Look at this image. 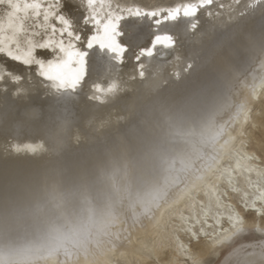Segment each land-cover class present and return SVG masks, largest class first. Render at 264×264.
Listing matches in <instances>:
<instances>
[{
  "label": "bare ground",
  "instance_id": "obj_1",
  "mask_svg": "<svg viewBox=\"0 0 264 264\" xmlns=\"http://www.w3.org/2000/svg\"><path fill=\"white\" fill-rule=\"evenodd\" d=\"M182 2L135 0L147 8ZM247 2L213 0L191 33L183 19L168 24L175 49L139 63L152 24L122 21L123 64L94 48L86 64L72 60L58 70L63 88L0 53V63L22 76L15 83L0 76V264H206L212 257L225 264L230 254L227 264H264V216L242 206L243 192L251 199L264 190V158L250 146L264 116V2L239 15ZM5 11L0 6V18ZM38 22L25 21L30 34ZM191 46L198 50L189 55ZM245 153L253 155L252 172ZM213 189L225 207L210 201ZM227 205L243 214L246 231L212 248L230 228Z\"/></svg>",
  "mask_w": 264,
  "mask_h": 264
},
{
  "label": "snow or ice",
  "instance_id": "obj_2",
  "mask_svg": "<svg viewBox=\"0 0 264 264\" xmlns=\"http://www.w3.org/2000/svg\"><path fill=\"white\" fill-rule=\"evenodd\" d=\"M264 0H248L245 7L239 11V15H245L247 10L258 6ZM239 4L240 0H235ZM213 4V0H185L173 6H158L147 8L137 3L135 0L131 4L127 0H57L48 3L47 6L40 0H25L22 4L20 0H0V6L5 8L3 18H0V53L5 54L10 60L18 62L26 69L35 68V74L46 81H56V84L63 88L66 80L59 74V69L65 67L70 61L78 60L81 64L87 63L90 52L95 48L110 53L115 58V63L123 64L124 55L129 51V45L121 41L124 36L121 30V23L125 20H143L151 22L154 35L150 46L139 48L135 60L139 63L142 57H152L159 55L165 59L169 52L176 46L175 36L168 31L167 25L183 19L187 25L186 33L195 31L199 20L196 19L201 9H208ZM207 15L212 16V11H207ZM219 15V13H217ZM34 25L40 31L29 33V25L26 20L41 21ZM164 25V27H162ZM177 59H179L177 57ZM143 68V65H139ZM190 67V64L187 65ZM0 76L7 75L15 83L22 76L15 75L10 68L0 63ZM141 75L143 72L141 71ZM23 76L31 75L26 71ZM78 79L69 81L74 88ZM264 86V80L261 81ZM252 94L256 97L255 88ZM239 114L244 116L245 122L248 119V111L241 105ZM245 166L247 171L252 172L255 166H249L248 161L253 159V155L245 153ZM239 167V165H238ZM232 184L231 180L228 181ZM232 191L241 190L232 187ZM242 206L245 211L252 210L257 216H264V190L256 189V192L249 199V193H242ZM215 199L217 207H225L220 200V195L213 189L210 201ZM259 202V206L258 205ZM229 209L228 222L230 228L224 229L223 234L214 237L212 248L225 246L232 240L246 231L243 214L235 205H227ZM211 210L209 207L204 210V223ZM185 224V231L193 238L197 237V232L193 230L194 224L188 222V218L182 217ZM215 224L219 225L221 216L217 213L214 216ZM196 224H200L197 219ZM213 227V225H208ZM260 230V229H258ZM200 232L205 236L204 227ZM178 247L182 251L188 248L178 242ZM231 256V254H230ZM226 257L225 264L230 259Z\"/></svg>",
  "mask_w": 264,
  "mask_h": 264
},
{
  "label": "rangeland",
  "instance_id": "obj_3",
  "mask_svg": "<svg viewBox=\"0 0 264 264\" xmlns=\"http://www.w3.org/2000/svg\"><path fill=\"white\" fill-rule=\"evenodd\" d=\"M254 136L251 138L250 146L254 147L264 158V116L261 117L259 121V126L257 128H253ZM254 234V230L251 229L247 232V235ZM145 254L147 255V260H154V254L150 250H146ZM214 258L207 259L205 261L206 264H214Z\"/></svg>",
  "mask_w": 264,
  "mask_h": 264
},
{
  "label": "clouds",
  "instance_id": "obj_4",
  "mask_svg": "<svg viewBox=\"0 0 264 264\" xmlns=\"http://www.w3.org/2000/svg\"><path fill=\"white\" fill-rule=\"evenodd\" d=\"M188 43H189V45L192 44L191 41H189ZM184 49H185V44L182 42V43H181V46H180V51H181V53H183ZM197 50H198L197 47H195V46H191V47L188 48V54L191 55V54H193V53H194L195 51H197Z\"/></svg>",
  "mask_w": 264,
  "mask_h": 264
}]
</instances>
